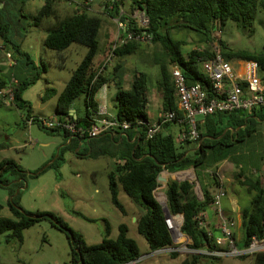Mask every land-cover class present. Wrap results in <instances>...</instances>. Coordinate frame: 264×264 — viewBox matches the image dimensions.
<instances>
[{"label": "trees", "instance_id": "obj_1", "mask_svg": "<svg viewBox=\"0 0 264 264\" xmlns=\"http://www.w3.org/2000/svg\"><path fill=\"white\" fill-rule=\"evenodd\" d=\"M14 1L0 0L1 47H11V50L18 56L30 61L27 54L20 52L21 39L17 45H14L6 37L10 31H14L13 28L18 22L15 19L11 20L10 14L7 13V7H5ZM43 1L44 4L37 13L28 18L31 21V27L44 33L43 47L56 54L58 60L55 66L59 69L63 68L66 61L65 52L72 45L86 48L81 62L72 71L69 80L57 97L55 117L62 121L75 122L87 129L95 120L98 108L95 96L98 91L104 86L115 88V117L120 122L127 121L132 124L131 129L124 132L128 135L129 141L132 137L139 136L134 137L133 143L122 141L123 149L113 145V141L110 143L111 146L101 147L102 145H98V141L95 139L83 137L78 140L88 141L90 149L88 156L90 158L104 157L113 160V166L107 173L111 202L121 213H125L123 206L118 201V193L121 190L137 208L136 231L145 240L149 253L166 248H176L165 225L161 207L154 197L155 190L159 187L157 182L159 174L162 171L173 174L191 168L196 172L200 184L201 176L205 170H212L213 167L227 159L235 143H241L245 137L251 135L252 127L256 123L253 119L264 120V111H254L252 115L237 112L232 114L214 113L207 116L199 121V140L194 143L176 142L172 129L176 128L178 132L179 128L175 122L163 125L156 136L146 139L145 126L136 125L135 121L150 122L146 113L147 75L135 72L130 89L126 90L123 88V78L117 76L116 73L122 68V60L134 54L140 45L129 43L117 49L114 53L113 60H116V65L113 67V71H104L105 60L97 65L95 62L99 49L97 34L102 22L100 14L92 13L82 7V4L80 8L63 14L57 0ZM109 5H113V10H108ZM120 5L121 0H108L105 9L109 18L112 19L115 16ZM135 9L146 12L149 19L146 31L153 36V44L161 45L167 59L159 64L161 79L158 88L161 99L160 110L167 112L177 110V100L170 73L172 66H177L180 69L187 85L199 84L209 99L215 97L210 81L203 72L199 71L201 63L211 56L208 44L212 32L215 28L222 30L227 22H233L242 27L251 26L255 20L257 9L264 11V0H132L131 11ZM132 28L135 29L136 26L133 24ZM173 30H188L198 34L201 38L199 42L204 46L200 48V51L194 50L184 54L185 42L173 39L171 36ZM17 35L16 33L15 36ZM219 50L224 60L229 62L254 61L259 66L261 76L264 73V54L229 50L221 39H219ZM44 72L45 69H42V73ZM39 75L40 72L32 79L22 81L16 79L11 73L2 74L0 69V91L7 87L11 78L14 77L16 81L18 80L14 87V107L28 113L30 107L22 99V93L33 84ZM55 93L52 89L47 90L42 100L50 99ZM81 96L84 97L83 116L73 118L69 111L73 102ZM28 117L31 116L28 115L26 118ZM23 123L25 124L24 120ZM244 125L245 127L242 128ZM237 128L239 130L236 136H231L230 131ZM45 131L60 133L54 130ZM63 134L68 138L71 137L66 133ZM104 137L108 139L107 135ZM73 141L74 139L71 138L72 143ZM99 146L101 148L98 150L94 149ZM67 148H59L56 160L51 165L41 173L36 171L35 174L29 176L36 178L48 169H58L56 162L60 152ZM27 176L26 171L15 161L10 159L0 161V187L9 190V196H11L9 209L12 215V218L0 219V236L7 235L8 238L15 239L19 244H22L25 230L41 221H48L67 238L70 256L68 264H130L140 258L138 248L128 238L127 227L123 224L118 227L116 239L112 240L109 238L110 227L108 223H105V235L102 241L96 245H87L83 237L72 231L59 216L49 212L23 210L18 204V199ZM205 176L212 182L214 188L218 186L216 176L209 174ZM254 184L258 186L251 189L254 193L253 198L249 207L244 209L241 215L243 241L240 248H245L252 236L261 238L264 233V189L259 187V181H255ZM18 189L19 192L14 196ZM201 190L203 199L198 200L193 186L188 181L169 179L164 187V195L170 215H181L183 218L180 232L190 241L188 248L211 250L214 248L213 239L207 236V228L199 227L198 223L200 215H203L208 209H212V195L202 188ZM68 232L71 234V238ZM212 232L214 234L215 230ZM169 256L176 258L181 256V253L173 252ZM245 257L251 258L252 264H264V253ZM206 259L217 261L220 258L187 254L180 264H203Z\"/></svg>", "mask_w": 264, "mask_h": 264}, {"label": "rangeland", "instance_id": "obj_2", "mask_svg": "<svg viewBox=\"0 0 264 264\" xmlns=\"http://www.w3.org/2000/svg\"><path fill=\"white\" fill-rule=\"evenodd\" d=\"M57 1L61 12L66 14L80 8L85 0ZM90 1L91 12L99 13L102 20L97 34L99 47L95 57L97 65L100 60L106 59L103 55V48L107 43L114 42L116 25L106 13L105 5L108 0ZM131 1L121 0L124 11L131 12ZM43 4V0H15L7 7V13L10 14L11 20L15 19L18 22L15 24L16 29L14 27V31H10L6 37L14 45H17L21 39L20 52H25L28 55L30 65L23 67L21 64L24 60L23 57L12 51L10 46V48L1 47L0 40V61L6 62L5 55L7 53H10L16 62L18 60L11 70L4 62L0 69L2 74L11 73L16 79L22 81L32 79L40 72L33 84L23 91L22 98L31 103L34 113L50 115L54 110L53 102L44 104L42 96L50 89L58 92L62 90L72 71L81 62L86 48L72 45L65 52L66 61L63 68L59 69L55 66L58 60L56 54L43 47L44 33L31 27V21L28 18L30 15H35ZM2 24L4 23L2 22ZM16 33L17 36H15ZM171 36L175 40L185 42L184 54L197 51L204 46L199 42L200 36L188 30H173ZM220 39L229 50L264 54V11L257 9L255 20L248 27L227 22L221 30ZM166 60L161 45L153 43L140 45L134 54L122 60V68L116 72L117 76L123 78V88L126 90L130 89L135 72L147 75L146 113L149 120L155 117L161 107L158 92L161 79L159 64ZM23 62L26 63V61ZM115 65L116 60H112L105 65L104 71L112 72ZM25 68L26 71H24ZM42 69H45L46 72L42 73ZM199 71L202 72L201 65ZM262 79L264 81V73H262ZM109 92L108 107L111 112H114L116 90L111 87ZM73 104L76 109H79L78 115L82 117L84 97H79ZM42 107H44L43 110H40ZM24 115H26V111L6 105L0 99V161L13 160L28 173L23 184L25 188L22 187L20 190L19 206L28 212H49L59 216L72 231L83 237L87 245H96L102 241L105 235V223H108L110 227L109 238L112 240L116 239L118 227L123 224L127 227L128 238L136 244L140 257L146 256L149 253L148 246L136 231L135 218L138 217V213L135 211L137 208L121 190L118 193V201L124 207L126 214L121 213L111 202L107 180L109 172L107 164L110 159L90 158L88 156L89 148L88 150L83 148L78 150L79 147L67 148L60 152L56 162L58 169H48L36 178H31L30 174H35L36 171H40L56 160L59 148L64 145V139L62 135L48 134L36 125H33L29 130L24 129L21 121ZM252 130L251 135L244 138V143L237 150L244 156L250 154L251 162H261L263 159L261 164H264V121H256ZM77 151H80L79 155L76 154ZM187 171H190L188 176H191L193 173L191 168L185 172ZM172 177L175 178V176ZM172 177H167V180ZM184 179L188 180V178ZM163 185L165 184L159 183V187L154 193L155 198L159 201V196L164 195L165 186ZM17 191L14 196L17 195ZM10 202L9 190L0 187V204L2 206L0 219L12 218L9 209ZM245 204L246 206L250 205L249 202ZM241 233L236 235V245L239 248L242 244L239 240L242 236ZM176 244L178 243L176 242ZM184 256L181 254L179 257L172 258L167 254H161L137 264H180ZM69 259V243L65 234L51 226L48 221H41L25 230L22 244H19L15 239L8 238L7 235L0 236V264H68ZM203 262V264H252L251 258L248 257H228L217 261L206 259Z\"/></svg>", "mask_w": 264, "mask_h": 264}, {"label": "built area", "instance_id": "obj_3", "mask_svg": "<svg viewBox=\"0 0 264 264\" xmlns=\"http://www.w3.org/2000/svg\"><path fill=\"white\" fill-rule=\"evenodd\" d=\"M90 0H85L82 7L90 11ZM108 10H113V5H109ZM116 25V35L114 42L110 46L109 52L105 59L104 66L114 59V53L129 43L139 45L151 44L153 36L146 31L149 25V19L145 11L135 9L129 13L123 10L120 5L117 13L112 18ZM136 28L133 29L132 25ZM221 30L217 28L211 34L208 44L211 56L206 61L201 63L203 74L210 81L214 98L209 99L206 93L202 90L199 84L187 85L185 77L177 66H172L170 69L174 95L177 100V110L159 112L156 119L150 122L135 121L136 125L145 126L146 139H152L162 129L163 125L175 122L179 130L176 135L178 143H194L199 140L198 124L199 119H204L214 113L232 114L244 113L252 115L254 111H264V81H262L259 66L254 61H234L229 62L224 60L219 50V39ZM200 51V48L197 50ZM6 65L11 68L15 65V60L12 59L10 53L5 55ZM103 66V68H104ZM17 85L16 79L11 78L7 87L0 91V99L6 105L14 106V87ZM97 120L89 128H84L77 125L75 122H66L57 119L44 118H25V125L29 129L33 124H36L45 130H54L66 133L73 138L97 139L102 134L111 131L126 132L131 129L132 124L127 121H118L115 115H110L104 103H99L96 116ZM36 122V123H35ZM193 171V178H188V181L194 189L198 200L203 199L202 190L198 182L195 171ZM190 172V171H187ZM185 171L169 174L162 171L159 176L165 178L172 177V179H180V175ZM210 176H216V172L207 170L205 172ZM217 178V177H216ZM169 180V179H168ZM218 186L212 194V210L219 218L218 232L219 235L213 234L212 230L207 227L203 215H200L199 227L207 228V236L213 239L214 248L211 250H193L188 248L190 241L180 233L178 236L182 238L180 245L176 244V248H166L156 252L148 253L144 257H140L137 261L130 264H137L143 260L156 257L161 254H171L179 252L181 254H196L205 257L213 258H228V257H245L253 256L258 253H264V233L261 238L252 236L248 245L245 248L236 246L232 238L231 228L233 221L230 218L222 217L221 200L225 196V189L222 181L217 179ZM166 184V183H164ZM165 186V185H163ZM155 197V196H154ZM156 199V198H155ZM159 201V200H158ZM176 219H165V225L168 230H172L171 224L175 223ZM179 226V225H178ZM177 236L174 235L175 238Z\"/></svg>", "mask_w": 264, "mask_h": 264}, {"label": "crops", "instance_id": "obj_4", "mask_svg": "<svg viewBox=\"0 0 264 264\" xmlns=\"http://www.w3.org/2000/svg\"><path fill=\"white\" fill-rule=\"evenodd\" d=\"M5 7H8V6L6 5ZM90 11H92L91 5H90ZM126 12H129V11L126 10ZM43 39H44V37H43ZM112 43H107L105 45V47L103 48L104 58L107 57V54L109 52V49H110V46L112 45ZM104 52H105V54H104ZM23 59H24L23 61H26V63H24L23 61L21 62V64H23V67H26V66L30 65V61L26 60L24 57H23ZM103 61H104L103 59L100 60L99 64L102 63ZM3 62L6 64V62L4 60H1L0 61V66H1V64ZM17 62H18V60H17ZM17 62L15 61V65H16ZM8 69L11 70V68H8ZM8 69H7V71H9ZM24 71H26V68L24 69ZM65 84H64V86H65ZM122 84H123V80H122ZM64 86H63V88H64ZM63 88H62V90H63ZM109 89L110 88H107L106 86L102 87L98 91V93L96 94L95 101L97 102L98 105H99V103H101V104L104 103V105L106 106V109H107L108 113L110 115H113L114 116L115 113L114 112H111L110 109H109V107H108V99H109V95H110L109 94L110 93L109 92ZM54 91L56 93H55V95L53 97H51L50 99L45 100V101L42 100V102L44 104L45 103L53 102L54 110L52 111V113L50 115L49 114H45L44 115V114L34 113L32 111L31 103L28 100H24L22 98L24 101H26L29 104V107H30L28 113L26 112V115H24L22 117V119H21L22 123H23V120L28 115L31 116L32 118H44V119L54 118L55 117V107H56L57 97H58V95L61 92V91L58 92L56 90H54ZM43 108L44 107H42V109H40V110H43ZM22 111H24V110H22ZM78 111H79V109H76L75 106H74V104H72V107H71V109L69 111V114L70 115H73V118H76L77 116L78 117H81V116L78 115ZM160 111L161 110H159L156 113L155 117L153 119H150L149 121L155 120L157 114ZM83 113H84V110H83ZM98 118H99L98 115L95 116V120H97ZM253 120H255L257 122L258 121H264V120H259V119H256V118H254ZM33 125H36V124H33ZM22 126L24 127V129H28L25 126L24 123H23ZM37 127H39V126H37ZM244 127H245V125L242 128H244ZM238 130H239V128L235 129L234 131L231 130L230 131L231 136L232 135H235L236 136V133H237ZM172 132L175 134V138H176L177 129L176 128H173L172 129ZM47 133L48 134H51V135H55V134L62 135L63 136V139H64V145L62 146L63 148L68 147V148H71V149H75L76 147H79L78 150H81L82 148L84 150H86L88 148V143H87L88 141L87 140H83L82 141V140H78L77 138H73V137H69L68 138L67 136H65L63 134V132H60V133H49V132H47ZM106 135L108 136L107 137L108 139H106L104 137ZM137 136L138 135H136L134 137L136 138ZM134 137H132L131 138V141H129L128 135L125 134L124 132L111 131V132H106V133L102 134L100 137H98L95 140L98 141L97 142L98 145H102L101 147L111 146L110 143H112V141H113L114 142L113 145H115L117 147H121V149H123L124 147H122L123 146L122 145V141L123 142L129 141L130 143H133L135 141V138ZM71 138H73L75 142L73 141V143H72L71 142ZM244 141H245V139L241 143H235V145L231 148V153H230L229 157H227V159L223 160L216 167H213V169L210 170V171L216 172L217 179H220L222 181V184L224 185L225 196L221 200L222 217L223 218H226V219L227 218L232 219L233 226L231 228V231H232V236H233L235 242H236V239H237L236 235L237 234L239 235V233L242 232L241 233L242 236L239 239L241 241V243L243 241V228H242V223H241V215H242L243 210L246 209V208H248V206H249V205L246 206L245 203L246 202H249L250 203L251 200H252V198H253V194L254 193L251 191L252 187L258 186V185H255L254 182L255 181H259V187L262 188V189H264V164H261V163H263V159H261V162H255V163H253L250 160V154L248 156H244V155L239 154V150H237V148H239V146L241 144H243ZM176 142H177V140H176ZM233 143H234V140H233ZM101 147L100 146L99 147H94V149L95 150H98ZM191 151H193V150H191ZM78 153H80V151H77L76 152L77 155H79ZM89 153H90V149H89ZM48 166H46L44 168V170ZM112 166H113V160L110 159L109 163L107 164V167L110 170L112 168ZM41 172L39 171V173H41ZM205 172H206V170L203 172V174L201 176L200 187L204 191H208L209 194L212 195L215 192V189L216 188H214L212 186V182L209 181L206 178ZM123 209H124V207H123ZM134 210H135V207H134ZM124 211H125V209H124ZM136 212L137 211H135V213ZM203 216L205 218L207 227L210 228L211 230H215V233L214 234L216 236L219 235V232L217 230L218 225H219V218L215 215L214 211L212 209H208L203 214Z\"/></svg>", "mask_w": 264, "mask_h": 264}, {"label": "water", "instance_id": "obj_5", "mask_svg": "<svg viewBox=\"0 0 264 264\" xmlns=\"http://www.w3.org/2000/svg\"><path fill=\"white\" fill-rule=\"evenodd\" d=\"M139 136V135H138ZM200 146V145H199ZM198 146V147H199ZM195 150V149H194ZM193 150V151H194ZM42 170H44V168L43 169H41L40 170V172L42 171ZM172 180H174V181H185V179H182V180H177V179H172ZM157 182L158 183H166L167 182V180L165 179V178H162V177H160V176H158V178H157ZM23 188H25V185L23 186ZM19 192V190L17 191V193ZM156 201L158 202V204L160 205V207H161V210H162V213H163V216H164V218L165 219H176L177 221H178V225H179V227H181V225H182V223H183V218H182V216L181 215H174V216H171L170 215V213H169V211H168V208H167V205H166V198H165V203L164 204H162L160 201H158L157 199H156ZM169 232H170V235H171V239H172V242H174V233L172 232V230L170 229L169 230ZM181 234V233H180ZM68 235H69V237L71 238V234L68 232ZM181 235H183V234H181Z\"/></svg>", "mask_w": 264, "mask_h": 264}, {"label": "bare ground", "instance_id": "obj_6", "mask_svg": "<svg viewBox=\"0 0 264 264\" xmlns=\"http://www.w3.org/2000/svg\"><path fill=\"white\" fill-rule=\"evenodd\" d=\"M186 174H187V176H185ZM182 178H190V179H192V178H193V174L191 173V176H188V172H185V173H183V174L180 175V179H182ZM159 199H160V202H161L162 204L165 203V197H164L163 194H161V195L159 196ZM171 227H172V232L174 233V235L177 236V237L175 238V241H176L177 243L182 242V238L178 236V232H179L178 221H176L174 224L172 223V224H171Z\"/></svg>", "mask_w": 264, "mask_h": 264}]
</instances>
